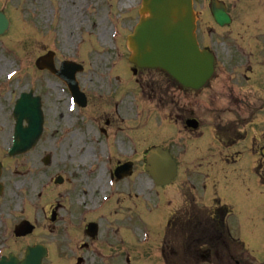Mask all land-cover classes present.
<instances>
[{
  "label": "rangeland",
  "instance_id": "rangeland-1",
  "mask_svg": "<svg viewBox=\"0 0 264 264\" xmlns=\"http://www.w3.org/2000/svg\"><path fill=\"white\" fill-rule=\"evenodd\" d=\"M88 0H0V11H3L11 21L9 30L0 37V159L5 163L6 167L3 171L2 181L5 185V191L3 194V211L1 215L3 230L8 229L7 235L5 233L6 249L8 252H14L19 257L24 253L26 246L41 243L48 247L50 251V259H45L43 264H73V261L68 259L69 252L68 246L70 245L73 237L71 233L65 231L64 209L60 210L61 217L55 224L56 233L54 230H49L51 224L49 222L50 209L49 204H54L57 200L66 204L67 208L70 206L69 194L72 192L69 190V186L58 187L50 185V179H53L56 174H63V166L65 163V154L63 144H57L51 142V132H54L51 116L54 112L61 111V108H56L51 102L54 99H59L61 95L58 93V89L61 87L53 82L49 75L46 73L38 74L34 68V61L38 55L44 53L46 49H53L56 56V65H59L63 60H75L82 61L91 76L94 73L96 82L99 86L105 85L108 79L115 77L116 75L121 78L128 77V69L126 59L129 55V51L125 47V38L119 34L116 37L107 35V41H102L100 35L102 31L107 33H115L111 31L113 27H118L113 21L112 13L117 14L119 11L123 12L128 5H136L139 0H89L92 3V9L87 13L85 7L81 11L78 10V3L81 2L82 6L87 5ZM111 5V9H109ZM255 9L257 6L255 5ZM258 10V8L256 9ZM252 12L251 10H249ZM112 12V13H111ZM200 28L206 30L209 22L207 16L200 9ZM251 15L246 21L250 23ZM74 16L75 18L74 20ZM88 17V19H87ZM126 19H122L125 21ZM128 20V19H127ZM126 20V22H127ZM264 17L260 16V23L258 29L264 33ZM82 29L79 32L78 28ZM128 33V24L121 25ZM248 35L251 34L250 26H247ZM119 37L120 40H119ZM123 39V42H122ZM264 42V35L260 36L256 41H245L246 49L255 53L251 59L248 60L243 71H248L251 78L260 79L259 75L262 74L263 64L259 65V61H262L263 54L259 50L258 43ZM83 43L88 44L82 50ZM91 44L95 47H90ZM115 44L120 47V60L118 61V68L111 69L112 64L117 62L114 55ZM122 45L125 47H122ZM251 61V63H250ZM122 66V67H121ZM250 66V67H249ZM122 69V70H120ZM253 73V74H252ZM15 75L14 78L8 79L6 76ZM252 74V75H251ZM142 78V86L147 85L151 94L161 92L162 83H166V79L159 72L147 71L139 73ZM131 76V75H130ZM100 77L104 78V82ZM132 77V76H131ZM262 79V78H261ZM115 81V80H114ZM131 84L123 82L121 91L130 89ZM33 91L34 95H39L43 101V113L45 115V132L42 135L38 145L31 151L17 156V159H9L6 154V150L10 147L11 142V129L14 121L12 119V108L14 100L23 92ZM103 90V89H101ZM141 92H149L144 87L142 90L136 88V94ZM204 91L203 93H205ZM174 97L178 95L174 90L172 91ZM187 94L184 103H199V106L205 107L204 96L200 99L194 100ZM137 97V95H136ZM128 98V95L121 97V102H124ZM144 106L143 111L146 112L147 100H142ZM183 103V102H182ZM155 104L152 106V119L149 120L148 125L151 126L152 136L154 142L165 145L168 148L179 149L183 147L186 150L182 165V174L186 173L187 162H190L193 158H188L187 152L192 151V155L198 150V144L196 141H192L190 138L187 142H182L187 139L186 135H182L178 140V135L175 132L174 123L167 125L166 123H160V114L166 115L167 111L160 110L161 108L154 109ZM137 113H142L141 105L137 102ZM204 109V108H202ZM201 109V111H202ZM206 109H204L205 111ZM202 113V112H200ZM158 117V121H157ZM167 118V116H165ZM140 123H144L141 121ZM59 136L60 132H56ZM143 134V133H138ZM182 139V141H181ZM156 145V144H155ZM49 155L51 163L49 166H44L42 160L45 156ZM177 159H181V154L175 155ZM92 161H95L92 159ZM102 161L98 160L90 163L89 171L94 175L102 165ZM106 166V165H105ZM17 168V169H16ZM106 170V169H105ZM181 174V175H182ZM32 176V178H31ZM33 179V180H32ZM39 179V180H38ZM35 180V183H34ZM136 187L139 184V180L135 179ZM39 182V183H38ZM176 182V181H175ZM37 183V184H36ZM178 186L177 181L172 187H170L167 193L171 192L173 199L171 204L169 203L166 213L171 211L177 206L178 200ZM75 187V186H74ZM123 187L122 185L119 187ZM241 193V195H240ZM41 195L37 199V195ZM204 195V194H202ZM123 197V196H121ZM54 198V199H53ZM170 198V196H169ZM54 200V202H53ZM225 204L233 208V216L230 217L229 225L234 224L239 231L237 235L241 241L244 242L248 249V253L259 263L264 262V237H256L253 235L254 227L264 232V185L257 187H248L247 190H241V192L234 193L231 196L224 199ZM156 210L153 209L150 213L146 212L144 208L138 212L139 216L136 221L145 228H153L150 220L155 217ZM149 214V216H148ZM26 219L32 224L37 226V229L33 234L23 238L19 241L12 237V230L14 225L19 221ZM60 222V223H59ZM139 225V226H140ZM59 228V231H58ZM241 231V232H240ZM160 228L156 229L153 237L149 236V244H144L141 249L142 257L138 258V254L130 255L127 260L121 259V264H163V260L156 258V251H159L161 245L162 235L159 233ZM142 238V233H139L138 242ZM60 242L65 244L64 247H60ZM74 243V242H73ZM143 244V243H141ZM58 256V259H57ZM180 255L178 259H182ZM190 259H183L177 264H195ZM173 260V264L178 260ZM124 261V262H123ZM171 261V260H170ZM117 262V261H116ZM119 262V261H118ZM171 262V263H172ZM107 261L106 264H109ZM86 264H89L86 262ZM206 264V263H200ZM214 264V263H213ZM216 264V263H215Z\"/></svg>",
  "mask_w": 264,
  "mask_h": 264
},
{
  "label": "flooded vegetation",
  "instance_id": "flooded-vegetation-1",
  "mask_svg": "<svg viewBox=\"0 0 264 264\" xmlns=\"http://www.w3.org/2000/svg\"><path fill=\"white\" fill-rule=\"evenodd\" d=\"M201 36L204 40L206 39V32L203 29H201ZM209 40L210 43L208 46L212 51L207 46L203 47L208 48L215 55V58H217V71L219 74L233 72L235 69L241 68L247 63L249 53L245 45L238 42L235 44L217 43L213 40L211 34H209ZM261 52L263 59L259 61V65H264V49ZM250 55L252 56L254 53L250 52ZM260 77L262 78L261 82L256 78L254 79L258 83L257 88L260 93L256 94V91H253V94L249 98L245 95L242 96V94L237 95L239 92L234 91L239 83L237 78L231 83L229 92L215 91V88H213V99H225L229 103H225L227 107L217 108L215 107L216 102L213 100L214 107L208 113H200V109L198 108L187 107L182 103L180 97H178L174 118L176 125L181 130L185 129L186 121L195 118L202 126L207 125L208 129H210L208 144L209 147L214 148L215 156L214 152H212L213 159L208 163V168L214 173H216L215 170L217 169L221 170L222 173L225 172L224 169H229L236 176L242 175L244 170L243 163L246 162H241L239 152L233 150V148L239 142L241 145H244L249 134L253 148H257L256 144L258 141H263L264 102L262 104V100L264 99V66ZM244 78L246 80L248 79L247 76H244ZM87 81L88 78H80V76H77V85L82 100L77 103L74 102L76 112L74 114L57 112L54 115V125L61 126L63 124L65 127V135L63 137L65 173L69 177H66L63 184H70V181L74 178L78 182V185L74 187L73 191L78 192L83 197L77 198L69 194L70 206L64 210V219L67 226H71L72 221L78 224V232L74 230L75 242L73 243L71 241L69 248L71 258H81V264L85 263V259L89 261L119 256L122 241L118 240L116 234L119 232L121 222L124 223V218L126 217L125 214L121 213L119 206L111 207L106 205L99 213H87L88 209L98 206L96 204L98 195L106 189L102 188L103 186L88 187L80 184L82 183L79 176V172L82 170L80 162H87L91 158V153L83 154V144L90 147L95 145L97 150H99V154L101 152L113 154L112 159L108 163L111 164L110 177L118 183V190L120 189L128 193L132 190L139 192V189L136 188L135 179L143 180L141 177L142 173H139V177L136 178L138 174L136 170L137 129H135V112L133 108L129 106L120 107L118 94L114 98L104 97L102 94L94 91L96 87L92 91H89ZM67 92L69 94V91ZM242 101H246L247 105L242 106ZM200 119L207 121H201ZM251 132H254V134ZM261 148L262 146L256 150L258 153L255 158L257 160L255 161L257 179L260 177L261 171L264 168V158L260 153ZM92 152L94 153L95 150ZM144 158L145 153H142L139 162L144 160ZM74 163L76 165L72 167ZM124 163L133 164V173L131 176L124 177L121 181H118L113 173L114 168ZM199 164L202 165L204 162H200ZM143 174L145 175L144 172ZM121 185L123 187L119 188ZM70 187L72 186L70 185ZM183 189L184 185L182 184L178 194L179 198H181V204L176 210L177 218L179 214L181 217L185 215L183 207L186 201L183 202L185 199ZM187 197H190L189 200H192V193ZM128 200L132 202L131 197H128ZM79 202L81 208L78 207ZM131 206L135 208V204ZM126 209L128 214L135 212H131L129 207ZM59 210L55 212V223L61 217ZM89 223H97L98 225V236L94 239L86 235V227ZM53 229L56 231V226Z\"/></svg>",
  "mask_w": 264,
  "mask_h": 264
},
{
  "label": "water",
  "instance_id": "water-1",
  "mask_svg": "<svg viewBox=\"0 0 264 264\" xmlns=\"http://www.w3.org/2000/svg\"><path fill=\"white\" fill-rule=\"evenodd\" d=\"M141 14L148 16L140 19L133 35L128 38V46L133 52L129 61L137 68L162 70L184 87L201 88L212 75L213 59L197 45L192 0H143ZM7 27L8 21L0 13V34ZM37 64L39 68L50 69L51 57L40 58ZM15 113L16 134L11 151L14 153L35 145L42 123L38 100L31 99V95L21 96ZM23 119L28 122L25 129L21 128ZM147 170L158 185L168 183L175 175L173 161L160 148L150 152ZM31 231L32 227L22 223L16 234L26 235ZM45 256L46 250L35 246L26 250L22 261L9 255L0 264H41Z\"/></svg>",
  "mask_w": 264,
  "mask_h": 264
},
{
  "label": "bare ground",
  "instance_id": "bare-ground-1",
  "mask_svg": "<svg viewBox=\"0 0 264 264\" xmlns=\"http://www.w3.org/2000/svg\"><path fill=\"white\" fill-rule=\"evenodd\" d=\"M107 35H109V33H107V32H102L101 33V35H100V39L102 40V41H107ZM31 178H32V176H31ZM33 180V179H32Z\"/></svg>",
  "mask_w": 264,
  "mask_h": 264
}]
</instances>
